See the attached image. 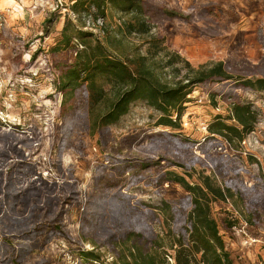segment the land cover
<instances>
[{
    "label": "rangeland",
    "instance_id": "obj_1",
    "mask_svg": "<svg viewBox=\"0 0 264 264\" xmlns=\"http://www.w3.org/2000/svg\"><path fill=\"white\" fill-rule=\"evenodd\" d=\"M135 6L140 33L131 30ZM84 36L113 38L133 68L142 56L179 57V74L157 68L162 82L186 78L185 62L195 69L221 62L231 80L194 86L174 131L157 126L161 113L143 100L97 129L91 118L108 107L92 109L86 90L60 85ZM256 79H264V0H0V168L23 153L36 170L27 178L40 177L51 192L49 205L29 194L7 208L0 189V259L92 264L81 259L89 252L99 259L94 264H119L128 234L144 247L164 237L163 202L173 210L174 231L181 229L189 194L170 180L194 184L203 173L242 198L240 214L230 202L212 205L220 227L239 215L240 227L221 229L233 263L264 264V91L243 85ZM104 90L108 105L114 90ZM233 105L255 115L253 130L234 147L208 131ZM65 181L80 197L92 191L90 206L56 201L52 184ZM42 233L51 236L42 241Z\"/></svg>",
    "mask_w": 264,
    "mask_h": 264
},
{
    "label": "trees",
    "instance_id": "obj_2",
    "mask_svg": "<svg viewBox=\"0 0 264 264\" xmlns=\"http://www.w3.org/2000/svg\"><path fill=\"white\" fill-rule=\"evenodd\" d=\"M134 8L136 14L133 19L138 20H132L131 30L140 33L142 27L137 17L141 13L140 7L135 6ZM89 38L84 36L83 48L77 51L74 64L69 65L60 85L71 91L82 87L84 91L86 90L85 94H88L89 105L92 109L100 108V105L108 107V110H101L100 114L92 116V126L95 125L97 129L112 125L128 112L132 102L143 100L161 113L157 126L174 131L181 127L182 111L188 102L186 98L192 93L194 86L213 79L231 80L221 62L210 66H200L196 69L185 62V67L188 69L186 78L174 83L162 82L157 74V68L162 70L168 68L179 74L180 70L175 69L176 60L179 57L162 59L157 62L155 58L152 60L147 56H142L138 59L139 65L133 68L127 62L126 54L117 53V46L120 43L113 38L106 39L105 43L99 40L93 43ZM106 85L114 90V96L108 105L105 104L104 87ZM243 85L256 89L258 92L264 91V79L244 81ZM254 119V113L248 108L233 105L231 116L225 121H234L236 124H226L224 120L217 117L209 125L208 131L211 136H218L223 142L234 147V143L243 142L246 135L253 130ZM64 143V141L59 143V146L65 147ZM61 150L63 151V148ZM211 167L213 171V166ZM31 173L36 174L35 166L26 160L23 153L17 155V161L10 167L0 168V189L5 195V201L2 200L3 206L11 208L18 199L30 196L29 194L35 196L37 204L43 205L45 202L47 205L51 204L48 183L39 184L40 177L28 179L27 176ZM170 182L179 184L189 194L191 209L186 215L184 225L178 232L174 231L172 227L173 210L169 203L163 202L161 211L165 222L170 223L164 237L150 242L149 247H144L143 243L138 240L134 241V234H128L123 241L126 249L124 248L125 251L117 256L119 264H171L169 259L173 262L172 264H234L230 254L226 251L221 231L232 232L240 227L237 218L239 215L235 217L236 219L232 215L231 222L223 221L220 227L212 217V205L230 202L236 213H243L240 207L242 205L241 196L232 189L221 186L213 176L203 173L199 174L198 181L194 184L187 183L179 176H173ZM74 186V182L68 181L60 185L53 183L51 188L56 201L60 202L63 199L62 201L68 204L90 206L92 191L80 197L81 192ZM6 199L11 200L9 206ZM53 232L57 233L56 235L66 236L62 226H56ZM46 233H42L45 234L42 241L51 236V233ZM137 235L140 238L139 234ZM15 257L16 255H13L10 258L0 259V264H8V262L19 264ZM81 259L92 264L99 262L98 257L89 252L84 253Z\"/></svg>",
    "mask_w": 264,
    "mask_h": 264
}]
</instances>
